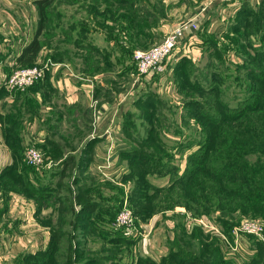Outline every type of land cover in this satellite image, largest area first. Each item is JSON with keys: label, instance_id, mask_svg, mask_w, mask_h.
<instances>
[{"label": "rangeland", "instance_id": "rangeland-1", "mask_svg": "<svg viewBox=\"0 0 264 264\" xmlns=\"http://www.w3.org/2000/svg\"><path fill=\"white\" fill-rule=\"evenodd\" d=\"M8 1L15 4L14 0H3L2 3L8 5ZM110 2L114 1L99 0L98 4H101V8H105ZM159 2L161 3L162 0H116L113 4L133 7L140 4L141 8H135L138 12L141 9L137 24L147 27L154 20L149 22L144 19L149 18L150 14L142 11V6ZM212 2L208 1L201 5V8L198 7L199 10H188L195 1L177 0L173 17L177 16L178 20L173 24L192 18L200 12L204 14ZM92 5H97L94 0H81L75 4H70L68 0H53L51 6L47 8L42 35L43 44H47L51 49L56 46L68 49L62 54L64 58L70 56L69 50L79 53V50H74L73 46H70L75 42H80L82 49H89L87 43L90 48L94 47L91 45L93 43L86 39L85 33L77 35L76 31L69 30V23L74 20L75 15L83 20L86 30L93 26L87 21L88 15L95 16ZM242 10L239 14L238 11L235 13V17L230 19L221 35L209 31V24L202 23L200 29L192 34L186 43L180 44L173 51L172 55L174 54L176 61L172 74L168 76L166 84L161 87L163 91L158 92L155 85H149V82H146L148 83L145 86L146 89L138 94V106L128 109L127 114L124 113L119 137L124 143L121 151H124L126 155L119 154V160L129 171L127 178L121 177V182L119 179V184L103 179L97 180L99 173L95 176L85 169L74 170L75 160L73 159H76V156L71 154L66 157L59 155L55 162L52 160V164L58 163L56 170L57 175L60 176V184L59 189L56 188L58 191L47 199L34 200L36 193L28 185L30 183L28 178L22 179L8 174L0 180V198L1 195L9 196L10 193L24 192L28 193L27 198L36 203L43 206L54 205L55 212L50 216V222H55L53 227L55 232H53L60 236L58 245L51 239L47 253H23L14 258H1L0 264H264V230L259 235L238 230L245 221L251 220L259 222L264 228V198L260 201L261 207L256 204V208H247L248 205H246L245 209L238 207L235 210L226 208L221 210L213 204L218 202L213 199L216 196L215 192L207 189V185L213 183V189L223 188L221 194L223 201L232 204L237 203L236 201L243 202L241 196L234 198L235 196L222 187V181L227 179L226 177H219L218 180L211 173L212 170H227V167H222L230 162V159L233 160L231 155L234 151L228 150L230 146L225 144L226 140L222 137L224 135L222 131L233 122L228 117L234 119L231 116L238 115L241 112L240 108L246 102L252 106L259 105L260 101L264 103V98L261 97L264 91L259 88L260 85L264 87V4L253 13L250 8ZM59 12L60 16H58ZM203 19L201 18V22ZM119 20L126 21L124 18L115 16L107 20L112 21V24L107 21L96 23L108 30H114L113 37L117 33L120 39ZM62 34L64 36H61ZM154 44L144 43L138 48L146 49ZM180 46L182 48L178 58L176 51ZM105 52L110 55L108 48ZM245 53L249 55L244 56ZM119 61H114L116 66L113 80L123 81L131 63L130 70L135 69L136 76L137 70L132 58L129 62L125 59V64ZM5 74L10 75L7 72ZM129 79L126 81L132 80ZM215 86H217L216 89L213 88ZM248 113V116H253L256 112ZM212 125L215 127L212 128ZM203 131L212 132L213 141L210 144L209 137L207 141L204 139ZM82 140L76 144L80 145ZM37 148L46 157L45 151L38 146ZM200 149L204 151L202 154ZM59 150L62 151L61 147ZM261 152L264 153V150ZM148 153L164 155L163 157L169 155L171 162L166 164V167L173 168L166 178L160 173L162 171L145 172L152 187L164 188L172 180L183 175L187 166H192V171H189L190 176L186 180H193L192 183H194L199 178L198 189L192 194V198L182 199L180 194L184 191L180 186L175 188L176 192L162 189L153 196H147L152 197L150 200L144 196L153 190L150 185L148 189L142 183L140 186L139 183L142 180L137 177V169L141 170L140 165L144 167L150 163L141 156ZM191 157H193L192 161ZM64 158L66 167L63 164ZM235 161L237 165L236 158ZM259 161H264L263 157H252L253 164ZM23 163L37 168L28 164L26 154ZM262 166L263 170L259 165L252 167L256 169L257 181L264 185V165ZM132 171L135 172L134 175H130ZM93 182L98 183L95 188ZM233 188L236 189V187ZM170 193H174L172 204H175L176 209L182 213V215L178 213L172 215L173 221L182 223V226L173 227L172 233L166 228L165 223L163 234L157 237V240L153 239L155 246L151 248V251L148 249L150 255L146 253L141 255L137 244L153 231L150 221L160 212L157 211L160 206L157 204L155 209L151 206L145 213L140 209L146 203L154 204L158 201L161 202L162 207L167 206L169 202L166 200L170 199ZM198 195H210L211 202H207V198L203 201L209 203L206 206L213 208L200 207L195 200ZM259 197L264 196L260 194ZM186 202H189L191 207H185ZM88 203L91 210L86 212L84 208ZM5 206H8L5 202L0 204V212ZM124 207L131 209L134 215L138 214L136 219L146 224L149 231L147 236L137 238L135 242L132 241L134 238H128L122 229L116 227V216ZM198 212H200L199 215ZM162 215L163 219H168V216L165 217L166 213L161 212ZM104 216L107 217L106 221L102 219ZM221 220H228L229 223L221 222ZM45 222H49V216ZM155 232L154 228L152 234Z\"/></svg>", "mask_w": 264, "mask_h": 264}, {"label": "crops", "instance_id": "crops-1", "mask_svg": "<svg viewBox=\"0 0 264 264\" xmlns=\"http://www.w3.org/2000/svg\"><path fill=\"white\" fill-rule=\"evenodd\" d=\"M2 1L0 0V180L8 174L18 177L24 175L37 190L34 200L41 201L57 192V187L59 189L60 176L56 170L58 163L52 164V160H58L59 155H74V170L85 169L97 176L99 171L96 166L108 156V148L111 147L116 181L106 179L100 173L97 180L119 184V179L121 182V177H126L129 171L119 160V154L126 155L121 151L124 143L119 137L123 115L128 113V109L138 106V94L146 89V82L155 85L158 92L163 91L161 87L166 84L175 65L174 54L167 62V70L163 74L138 80L135 69L130 70L131 63L124 80L115 81L112 79L115 77L114 61L120 60L119 63L125 64V59L128 62L131 59L124 49L118 47V41L113 37L114 30H108L96 23L101 16L88 15L87 21L93 26L89 30L84 29V33L86 39L95 46V51L86 50L87 48L79 50L70 44L79 53L69 50V57L54 59L51 54L53 50L44 45L35 63L51 59L53 65L46 69L45 75L33 86L23 91H9L4 85L5 73L15 67L16 56L35 36L39 15L35 0H14L15 4L8 1V5ZM176 1L162 0L158 4L142 6V11L150 14L149 18L144 19L154 20L149 21L151 23L147 27L137 24L141 9L138 12L135 8H141L140 4L134 7L119 5L120 15L123 10H136L135 14H126V21L119 20V43L129 48L144 43H159L178 20L177 16L173 17ZM193 1L195 4L188 10L198 9L208 1H213L203 14L201 25L209 24V31L221 35L244 1L257 6L261 0ZM120 15L119 18H124ZM107 22L112 24V21ZM190 36L181 44L186 43ZM107 48L110 55L105 52ZM181 48L182 46L176 51L178 58ZM110 69L113 71H109ZM129 78L132 80L127 82ZM8 119L12 120L13 127ZM9 127L13 128L19 138L21 148L18 151L5 139ZM81 139V144L77 145ZM31 145L45 151L47 162L42 167L33 168L23 163L26 150ZM60 147L62 151L59 150ZM63 164L66 167L65 158ZM97 184L93 182V187ZM27 197L28 194L24 192L1 195L0 204L5 202L8 206L0 212V259L45 251L50 244L55 225V222H50V216L55 212L54 205L43 206ZM162 213H166L165 217L168 216V219H163L161 212L155 214L150 221L153 227L150 237L139 240L137 245L141 255H150L149 250L155 246L157 237L163 234L165 223L166 228L171 230L169 232L177 226L172 215H182L178 209ZM47 216L49 222H45ZM106 218L102 217L105 221ZM154 228L156 232L152 234Z\"/></svg>", "mask_w": 264, "mask_h": 264}, {"label": "trees", "instance_id": "trees-1", "mask_svg": "<svg viewBox=\"0 0 264 264\" xmlns=\"http://www.w3.org/2000/svg\"><path fill=\"white\" fill-rule=\"evenodd\" d=\"M79 1H81V0H68V2L70 4H75L76 2H79ZM111 1H114V2H110V4L106 5L107 7L101 8V4H98L99 0H94L95 4H97V5H92V6H94V11H92V12L95 14V17L101 16V18H102L101 20H97L98 22L107 21L110 17L113 18L115 16H116V18H119V13H118L119 5L113 4V3H115L116 0H111ZM52 2H53V0H35V5L37 7V11H38V15H39V23L37 26V31H36L33 39L29 43H27L22 48L21 52L18 53V55L16 56L15 68L34 65L40 50L43 48L44 45L48 46L47 44H43L42 35H43L44 29H45L44 22H45L46 17H47V8L49 6H51ZM262 4H264V0H261L257 6H252L249 2L244 1L241 4L240 9L238 10V14L241 13L243 11L242 9H244V8H250V11L253 13V12L257 11L258 8H262ZM128 13L129 14H135L136 10L124 11L120 16L124 17V19H125V18H127L125 16ZM58 16H60V12L58 13ZM73 18H74V20L70 21V23H69V30H71V32L76 31L78 33L77 35H79L80 33H84V31L86 30V27H84L83 20L78 19L76 17V15L73 16ZM61 36H64V34H62ZM53 38H55V37H53ZM114 38H116L118 41V47L124 49V51H126V53H128V57L130 59L131 58L133 59L134 50L138 49V47L140 45H133L130 48L125 47L124 45L119 43L117 33L115 34ZM88 44L89 43H87L86 45L88 46L89 50L95 51L94 50L95 46L90 48ZM74 45L77 47V49H79V50L82 49V45L80 42H78V43L75 42ZM91 45H93V44H91ZM241 46H244V44H241ZM254 47H257V46L254 45ZM216 49L219 50L218 47H216ZM254 49L257 50V48H254ZM52 50H53L52 51V57L54 59H64V57L62 56V54L64 53V50H62L61 47L56 46ZM55 52L57 54H55ZM237 52L239 55L238 50H237ZM248 55H249V53L244 54V56H248ZM13 68L9 70L8 74H11ZM237 68H238V65H237ZM263 76H264V74H263ZM213 88L216 89L217 86H215ZM259 88L261 91H264V87H262V85H260ZM261 97L264 98V95ZM240 110H241V112L238 115L231 116L234 119H231L230 117H228V119L233 120V122H231V125L228 128H225L224 131H222L224 134L222 137L224 140H226L225 144L230 146L228 150L234 151V153L231 155L233 160L230 159V162L225 163L224 166L222 167V168L227 167V170H225V169H220L217 171L212 170L211 174L213 177H217L218 180H219V177H226L227 179H225V180L223 179V181H222L223 182L222 187H224L229 194L235 196L234 198L241 196L243 198V202L236 201L237 203L232 204V203H228L227 201H223V197H221L223 188H219L218 190H215V189H213V187H214L213 183L208 184L207 189L215 192L216 196L213 199L218 201V202H215L213 204L217 206V209H221V210H224L225 208L228 210H235L238 207L244 208L246 205H248L247 208H250V207L256 208V204H258V207H261L260 201L263 200V198H264V197H259L260 194L264 196V185L261 184V182L259 183L257 181L256 176H255V173H256L255 170L256 169L252 167L255 165H259L260 169L263 170L262 165H264V161H259L255 164L252 163V157H254V156L263 157V159H264V155H262L264 153L261 152L262 150H264V103L262 101H260L259 105L257 104V105L252 106L251 104H249V102H246V103H244V106L242 108H240ZM251 111L256 112V113L253 116H248L247 113L250 112L248 114H251L252 113ZM8 121L11 123L12 120L8 119ZM11 126L13 127L12 123H11ZM12 127L7 128V133H5V139L7 140L9 145H11L13 147V149L15 151H18L21 148V146H20L19 138L17 137V135L14 132ZM211 127L214 128L215 126L212 125ZM203 133L205 136L204 139L206 141L208 140V137H209V144H210L213 141V137H211L212 132L203 131ZM203 148L204 149L206 148L205 143L203 144ZM200 151H201V154L204 152L203 149H200ZM141 156L144 157L146 162H150V163L148 165H145L144 167H142L140 165L141 170L137 169L138 170L137 171L138 172L137 177H140L142 180V182L139 183L140 186L142 183L145 186V188L148 189V185H150V183H149V181L145 175V172L156 173V171H162L160 173H162L165 176V175H169V173L172 172V170H173V168L171 166L166 167V164H169V162H171V157L169 155H166L165 157H163L164 155L157 156L154 153H151V155H150V153H148V154H144ZM235 158L238 162L237 165H236ZM192 159H193V157H191V161H192ZM198 159H200V158H198ZM260 164H262V165H260ZM190 170L192 171V166H189V167L187 166L185 173L183 175L172 180V182H170V184H168L164 188L163 187L159 188V187H154V186L152 187L150 185L152 187L153 191L150 193L144 194V196L145 197L153 196L156 192H158V191L160 192L162 189L169 191V192H176L175 188L177 186H180L181 188H183V191H184L183 193L180 194L181 195L180 197L182 199H185V200L187 198H192V194L195 192L196 189H198L197 182H198L199 178L196 179L194 183H192L193 180L187 181L186 180L187 177L190 176V174H189ZM139 172H140V174H139ZM134 174H135V172L132 171L130 175H134ZM20 177L23 179L24 175H22ZM192 184H194V185L192 187H189ZM28 185L30 187H32V189L34 190V193L37 194V190H36L35 186L32 185L31 182ZM229 187H231V188H229ZM233 187H236V189L234 190ZM215 188H217V187H215ZM170 195H171L170 199L166 200L169 202V204L167 206L162 207L160 201L155 202L154 204H152V203L147 204L146 203L143 205V207H141L140 211L145 213L146 211L149 210V208L151 206H153L155 209L156 208L155 206L157 204L160 206V208L157 211L163 212L166 210H175L176 205L172 204V195H174V193H170ZM147 198H149V200H150L152 197H147ZM204 198H207V202L212 201V199H210V195H205V196L198 195L195 200L200 207H205L206 209H210V208L212 209L213 207L206 206V204H209V203H205L203 201ZM235 200L236 199H234V201ZM184 205L187 208L191 207L189 202H186ZM95 208L97 209V206ZM95 208H93V210ZM84 210L86 212L91 210L89 208V203L85 206ZM199 214H200V212H198V215ZM135 215H136V217L138 216V214H135ZM221 222L229 223L228 220H225V221L221 220ZM178 223H177V227L182 226V223H180V222H178ZM54 232L52 233L51 239H52V242H54V244L58 245V243L60 242V238H59L60 236H59V234L54 233ZM132 241H135V239H132ZM47 250H48V248L45 251L37 252L36 254L47 253L48 252Z\"/></svg>", "mask_w": 264, "mask_h": 264}, {"label": "built area", "instance_id": "built-area-1", "mask_svg": "<svg viewBox=\"0 0 264 264\" xmlns=\"http://www.w3.org/2000/svg\"><path fill=\"white\" fill-rule=\"evenodd\" d=\"M202 16L203 13L200 12L192 18L175 24L159 43L149 48L135 49L133 61L136 65L137 79L165 73L167 62L173 51L187 36L194 34L200 29ZM51 65H53V61L48 59L43 63H35L32 66L15 68L10 75L5 76L4 85L9 91L26 90L38 82L45 75L46 69ZM108 134L110 135L111 133L108 131ZM26 157L28 164L32 166L40 167L46 163L45 154L34 145L28 146ZM112 161V148L110 147L108 148V156L102 163L97 164L96 167L103 177L115 182L116 172ZM115 220L116 227L122 229L124 235L128 238H142L149 233L146 224L138 221L133 211L128 207H124L117 214ZM238 230L259 235L263 232L264 228L259 222L251 220L245 221Z\"/></svg>", "mask_w": 264, "mask_h": 264}]
</instances>
